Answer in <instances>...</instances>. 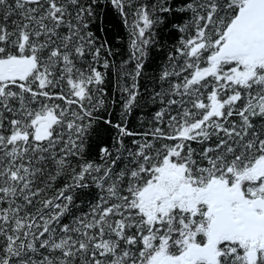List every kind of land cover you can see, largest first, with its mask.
Segmentation results:
<instances>
[{"label":"trees","instance_id":"trees-1","mask_svg":"<svg viewBox=\"0 0 264 264\" xmlns=\"http://www.w3.org/2000/svg\"><path fill=\"white\" fill-rule=\"evenodd\" d=\"M246 1L0 0V60L33 61L0 78V264H143L196 242L207 199L141 195L172 167L264 199V57L225 50ZM228 243L216 264L241 261Z\"/></svg>","mask_w":264,"mask_h":264},{"label":"rangeland","instance_id":"rangeland-1","mask_svg":"<svg viewBox=\"0 0 264 264\" xmlns=\"http://www.w3.org/2000/svg\"><path fill=\"white\" fill-rule=\"evenodd\" d=\"M227 36L226 52L230 55L247 54L246 58L250 64L258 63L264 57V0H247L246 8L232 23ZM249 39L253 43H249ZM32 65L31 58L0 60V78L15 77L19 73L23 76L31 69ZM207 72H211V70ZM203 74L200 73L195 77ZM263 162L264 158L256 167L260 169ZM242 180L243 176L231 183L220 182L209 187L196 188L182 177L177 168L172 167L162 172L156 182L144 188L141 195L147 198L155 194L166 204L172 201L194 204L197 200L207 199L210 215L207 225L208 241L202 245H198L196 242L188 244L180 256L189 257L192 262L204 257L205 261L215 264L219 253V241L222 238L236 239L244 248H247V256L264 249V207L259 205L256 215L251 217L250 221H238L236 218V209L240 208V203H244L249 209L258 206L257 198L244 195L241 186ZM257 218L261 220V226L255 224ZM252 225L255 226V230L249 232L248 228ZM212 229L215 231L212 232ZM250 235L254 237L253 242L249 240ZM169 261L176 264L179 262V257H171L168 255V251L162 247L143 264H166Z\"/></svg>","mask_w":264,"mask_h":264},{"label":"flooded vegetation","instance_id":"flooded-vegetation-1","mask_svg":"<svg viewBox=\"0 0 264 264\" xmlns=\"http://www.w3.org/2000/svg\"><path fill=\"white\" fill-rule=\"evenodd\" d=\"M248 42L249 43H253L251 41V39H249ZM255 173L256 174H261L262 176H264V162H263V165L260 167V169H258V168L255 169ZM262 176H260V177H262ZM260 200H261V203L257 204L258 206H256V207L253 206V208H251V209H249V207L247 205H245L244 203H240V206H239L240 208L236 209V218H237V220L238 221H250L251 217L256 215V211L259 209L257 207H259V205H262L264 207V199H260ZM247 212H251V213H247ZM255 224L257 226H261V220L259 218H257L255 220ZM254 230H255V226L254 225L249 226V228H248L249 232H252ZM214 231H215V229H212V232H214ZM208 234H209V232L207 233V230H206L204 232V234H201V235H199L197 237H194V240L196 241V243L198 245L205 244L208 241ZM228 239L233 240L234 241V245H235L234 248L239 249V250H237V255L241 257V261H239V264H245L246 260L248 261V263H251L256 258L257 254L259 253V251H257V252H254L252 254H249V256H247V251H246L247 248H244L236 239L230 238V237L222 238L219 241V248H220V244H221V248H223V249H225L226 247L230 246L229 243H228ZM249 240H250V242H253L254 241V237L250 235L249 236ZM186 247H187V245L182 247L181 249H178V250L172 252V253L168 252V255H171V257H173V258H178L179 257V262L176 263V264H211L210 262L205 261L204 257L198 258L196 261L192 262L189 257L180 256L182 254V252L185 251ZM153 255H151V257ZM221 255H225V254L222 253L221 250H219V253H218L216 261L218 260L219 256H221ZM186 256H188V255H186ZM166 264H175V263H172V261H169ZM215 264H216V262H215Z\"/></svg>","mask_w":264,"mask_h":264},{"label":"water","instance_id":"water-1","mask_svg":"<svg viewBox=\"0 0 264 264\" xmlns=\"http://www.w3.org/2000/svg\"><path fill=\"white\" fill-rule=\"evenodd\" d=\"M256 203H257V204H260V203H261V200H260V199H257V200H256Z\"/></svg>","mask_w":264,"mask_h":264}]
</instances>
